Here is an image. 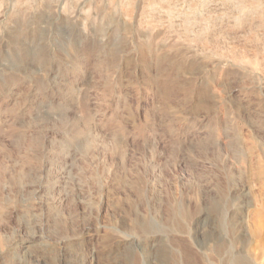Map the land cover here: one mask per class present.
<instances>
[{
  "label": "rangeland",
  "instance_id": "rangeland-1",
  "mask_svg": "<svg viewBox=\"0 0 264 264\" xmlns=\"http://www.w3.org/2000/svg\"><path fill=\"white\" fill-rule=\"evenodd\" d=\"M0 264H264V0H0Z\"/></svg>",
  "mask_w": 264,
  "mask_h": 264
},
{
  "label": "bare ground",
  "instance_id": "bare-ground-1",
  "mask_svg": "<svg viewBox=\"0 0 264 264\" xmlns=\"http://www.w3.org/2000/svg\"><path fill=\"white\" fill-rule=\"evenodd\" d=\"M258 215V214H257Z\"/></svg>",
  "mask_w": 264,
  "mask_h": 264
}]
</instances>
